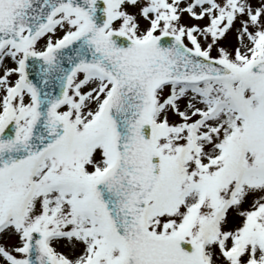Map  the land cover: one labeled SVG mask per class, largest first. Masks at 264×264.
Here are the masks:
<instances>
[{
	"label": "snow or ice",
	"instance_id": "6c2138e0",
	"mask_svg": "<svg viewBox=\"0 0 264 264\" xmlns=\"http://www.w3.org/2000/svg\"><path fill=\"white\" fill-rule=\"evenodd\" d=\"M0 264H264V0H0Z\"/></svg>",
	"mask_w": 264,
	"mask_h": 264
},
{
	"label": "rangeland",
	"instance_id": "374dc122",
	"mask_svg": "<svg viewBox=\"0 0 264 264\" xmlns=\"http://www.w3.org/2000/svg\"><path fill=\"white\" fill-rule=\"evenodd\" d=\"M9 243H14V241H10Z\"/></svg>",
	"mask_w": 264,
	"mask_h": 264
}]
</instances>
